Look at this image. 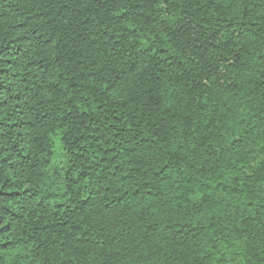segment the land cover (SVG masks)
<instances>
[{"label": "trees", "instance_id": "trees-1", "mask_svg": "<svg viewBox=\"0 0 264 264\" xmlns=\"http://www.w3.org/2000/svg\"><path fill=\"white\" fill-rule=\"evenodd\" d=\"M0 264H264V0H0Z\"/></svg>", "mask_w": 264, "mask_h": 264}]
</instances>
